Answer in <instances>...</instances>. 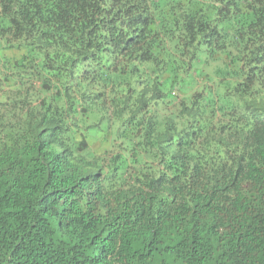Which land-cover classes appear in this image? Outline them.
Wrapping results in <instances>:
<instances>
[{
  "label": "trees",
  "instance_id": "1",
  "mask_svg": "<svg viewBox=\"0 0 264 264\" xmlns=\"http://www.w3.org/2000/svg\"><path fill=\"white\" fill-rule=\"evenodd\" d=\"M0 264H264V0H0Z\"/></svg>",
  "mask_w": 264,
  "mask_h": 264
}]
</instances>
